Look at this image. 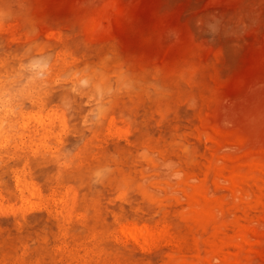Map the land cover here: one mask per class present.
<instances>
[{
	"label": "rangeland",
	"instance_id": "rangeland-1",
	"mask_svg": "<svg viewBox=\"0 0 264 264\" xmlns=\"http://www.w3.org/2000/svg\"><path fill=\"white\" fill-rule=\"evenodd\" d=\"M0 264H264V0H0Z\"/></svg>",
	"mask_w": 264,
	"mask_h": 264
}]
</instances>
